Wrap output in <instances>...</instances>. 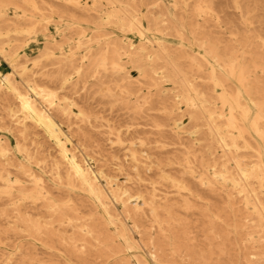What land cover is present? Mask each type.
Returning a JSON list of instances; mask_svg holds the SVG:
<instances>
[{"label": "bare ground", "instance_id": "6f19581e", "mask_svg": "<svg viewBox=\"0 0 264 264\" xmlns=\"http://www.w3.org/2000/svg\"><path fill=\"white\" fill-rule=\"evenodd\" d=\"M158 1L149 4L147 0H94L95 7H103L104 3L109 7L95 10L101 13V21L93 23L97 26L96 32L100 33L103 25H112L120 31L116 38L105 35L102 40L97 35L90 40L79 39L68 52L52 38L43 47L37 42L32 49H39V60L58 59L64 62L62 72L48 75L50 80H60L64 86L74 84L77 87L80 83L85 91L93 89L95 97L101 96L111 106H118L120 111L125 112L124 116L132 122L131 126L141 125L138 123L144 118L141 116L158 107L168 111L167 103L172 102L169 125L173 128L170 132L174 145L184 147L183 157L158 159L154 171H151V167L141 169L145 155H140L135 148L126 155L129 157L127 161H120L112 153L118 162V172L126 177L125 182L97 171L88 158L77 157L73 148L79 143L74 145L71 134L56 121V114L68 116L73 113L72 104L67 99H58L46 88L24 81L22 76L28 68L20 63V53L0 44V56L13 70L6 77L0 72V96L4 100L13 98L19 101L24 114L32 121L29 125L16 120L11 122V126H15L22 136L38 137L43 134L52 140L66 167L67 182L59 168L51 187L34 177L31 189L18 178L11 180L12 183L7 180L8 184L0 189V200L7 198L15 211V217L8 216L6 224L22 229L33 238H44L43 247L47 250L54 249L50 243L53 238L65 244L67 232L46 230L41 222L42 209L47 207L54 211L61 220L70 219V215L63 210L78 212L84 198L107 217L105 228L117 226L118 238L130 249L134 248L133 238L130 237L133 229L142 235V240L144 236L153 235L142 231L147 217L152 227L159 229L158 239L167 242L174 259H181L186 253L190 262L199 260L209 264L214 259L212 257L218 254L217 264H226L232 262L230 250L222 248L220 243L228 242L231 246L234 240L264 245V43L261 51L254 45V41L262 39V36L249 34L242 41L238 40L239 46L223 47L211 28L177 19L170 7ZM71 2L83 12L92 10L81 0ZM213 4L211 0H197L193 8L195 18L215 15ZM235 6L244 15L241 4L236 2ZM10 7H14L15 15H20L18 10L22 8L18 3L0 1V37L5 36L2 27L13 22L9 20ZM173 9L188 12L191 8L185 0H174ZM23 14L28 17L25 12ZM144 20L149 22L148 26ZM249 20H245L246 26L252 25L247 23ZM30 22L28 32L34 33L35 19L31 17ZM166 22L171 26L168 29L178 38L179 52L172 51L167 41L159 36L165 35L161 24ZM188 28L194 31L191 33L195 34L193 40L188 38ZM128 33L137 34L139 44H135L127 36ZM231 36H237V33H231ZM194 44L198 48L197 57L190 55L196 52L190 47ZM56 48L61 50L59 57ZM183 59L189 61L188 67L182 64ZM68 61L73 63L72 73L69 74L65 71L68 67L65 62ZM192 72L196 74H190ZM14 76L21 77V82ZM41 101L49 103L50 108L42 105ZM180 105L186 107L182 114L179 113ZM79 115L85 117L83 111ZM152 125L159 133H164L167 127L157 121H153ZM35 126L39 129L35 130ZM134 134L140 132L135 130ZM77 135L84 139L88 136L83 130L77 131ZM100 135L105 134L100 132ZM184 138H189L192 144L186 145ZM107 141L111 139L107 138ZM126 142L118 136L119 152L127 149ZM71 143L70 149L68 144ZM142 144L147 146L145 141ZM10 147L7 140L0 137V150L5 152ZM145 158L151 159L147 155ZM154 177L166 181L168 191L158 194L157 188L153 187L149 192L146 183ZM74 179L84 194L75 191L77 185ZM202 191H207L210 197L201 196ZM26 200H31V203L26 204ZM119 211L132 221L133 227L116 219ZM183 213L185 217H181ZM196 215L202 219L194 220ZM97 219L91 220L97 222ZM194 223L209 227L204 232L212 244L209 249L211 257L194 249V230L198 228ZM94 226H90L87 234L99 246L113 256L123 252L115 248V240L111 236L104 231L97 232ZM148 240L159 253L154 258L168 263L162 255L161 241L157 242L152 237ZM214 240L219 244L216 248ZM78 241V238H71V243ZM29 244L37 246L34 242ZM16 250L26 254L21 264H41L46 260L32 246L16 247Z\"/></svg>", "mask_w": 264, "mask_h": 264}, {"label": "rangeland", "instance_id": "374dc122", "mask_svg": "<svg viewBox=\"0 0 264 264\" xmlns=\"http://www.w3.org/2000/svg\"><path fill=\"white\" fill-rule=\"evenodd\" d=\"M0 1H11L18 3L22 8L18 10L20 15H15L14 7L9 8L10 17L9 20L16 25H4L2 27L5 36L0 37V44H3L8 50H18L20 53V63L25 64L28 70L22 76L24 81L30 82L33 86L46 88L52 91L58 96V99H67L69 104H72V112L68 116H62L56 114V121L61 124L70 133L72 143L78 144L73 148V152L79 159L88 158L93 163L94 169L99 172H104L114 179L126 181V177L121 175L118 171L117 159L113 158V154L120 161H127L129 157L126 155L131 154V149L135 148L140 152V155L150 156L151 159L142 157L143 164L141 169L151 167V171L155 169V163L158 159H178L183 157L184 147L181 145L175 146L173 136H171L170 130L173 128L169 125L170 114L169 111L173 108L171 101L167 103V108L162 109L158 107L153 112L143 114L139 119V126H131V121L124 115L125 112L119 110L118 106H111L105 98L101 96H94L92 92L85 91L80 83L75 87L74 84L64 86L60 80L52 81L48 77L49 74H58L62 72L61 66L64 64L62 60H39L41 56L39 49L32 50L33 47L39 42L41 47L45 43L52 40H56L60 46L63 47L64 51L68 52L70 49L75 47V43L79 39L90 40L93 37L99 35L102 40L105 39V35L110 38H116L120 31L114 28L112 25H103L101 32L98 31L97 26L93 23L101 21V13H96L95 10L100 8L106 9L107 3H104L103 7H95L94 0H81L83 5L88 4L92 9L89 13L81 11L71 0H0ZM148 3H153L154 0H147ZM150 1V2H149ZM180 1V0H179ZM215 4V15H209L203 17H196L193 13V8L197 0H185V4L190 5L188 12L180 9H173L174 0H159L158 3L164 6L170 7L172 13L175 14L177 19L185 23L193 22L194 25L201 24L202 26H208L212 32L215 33V37L221 40V45L226 46H239L238 40H243L244 36L249 34L261 35L262 39H256L254 45L259 51L262 50L264 43V0H211ZM239 2L243 7L244 15L235 6V3ZM247 7L249 10H247ZM111 9V8H110ZM28 17L24 16V13ZM65 14V15H63ZM76 17L73 19L72 17ZM19 19H18V18ZM35 19L36 32H28L31 27L30 18ZM219 17V19H218ZM247 23H252L251 26H246V19H249ZM144 24L148 26L149 22L144 20ZM165 35L159 34L167 41V46L172 51L179 52L178 38L174 35L171 27L167 22L161 24ZM17 29V30H16ZM16 30V31H15ZM61 30L63 31L61 33ZM10 31V33H8ZM168 32V33H167ZM192 29L188 28V38L193 40L195 34ZM169 34V35H166ZM231 33H237V36H231ZM8 34V36H6ZM46 36V37H45ZM86 36V37H85ZM127 36L133 40L135 44H139L140 38L137 34L128 33ZM236 37V38H235ZM197 38V36H196ZM199 38V37H198ZM53 40V41H54ZM238 41V42H237ZM193 47L191 57H197L198 51L196 45H190ZM41 49V48H40ZM56 54L60 56L61 50L56 48ZM85 54V53H84ZM75 62V61H73ZM68 67L66 72L72 73L71 65L72 61L65 62ZM182 64L185 67L189 66V61L183 59ZM75 65H77L75 63ZM189 69V68H188ZM0 72L3 76H8L13 73L12 68L8 63L0 56ZM190 74H196L192 72ZM19 82L21 77L14 76ZM23 92H26L24 87H21ZM96 98V99H95ZM56 99L57 103L59 100ZM42 105L49 107V103L41 101ZM39 104V102H37ZM12 105V106H11ZM40 105V104H39ZM40 105V106H42ZM181 110L179 113H183L186 109L185 105H180ZM13 110V111H11ZM83 111L85 117H81L79 113ZM19 120L20 122L32 125L31 118L27 117L20 107V102L15 101L13 98L4 100L0 96V137L3 140H7L11 146L6 149L5 152L0 150V189H4L7 180L11 183V180L16 178L22 180L27 188H33V180L36 177L38 180L45 181L49 187L52 186L53 180H56L57 173L60 171L66 180V167L61 162V158L58 154V149L55 148L54 143L43 134L35 136H22L15 126H11L12 121ZM153 121L163 122L167 125L164 133H159L152 123ZM35 130L39 128L35 126ZM83 130L87 133V138L84 139L82 136L77 135V131ZM112 130V134H110ZM138 130L140 134L135 135L134 131ZM104 133L105 135H100ZM131 137H128L130 136ZM135 135V136H134ZM118 136H122L127 142V149L122 153L117 150L119 145L116 143ZM163 136L164 138H161ZM110 138L111 141H107ZM132 143H130V140ZM145 141L147 146H144L142 142ZM113 142V144H112ZM183 142L186 145L192 144L189 138H184ZM71 144H68L71 149ZM165 145V147H162ZM175 150V151H173ZM171 154H167V153ZM124 153V154H123ZM29 155V157L27 156ZM58 157V158H54ZM170 157V158H168ZM178 165V164H176ZM178 168V166H176ZM135 175L134 172H132ZM145 175V174H144ZM77 185L76 192H81L80 184L74 179ZM120 182V181H119ZM116 182H113V184ZM147 190L150 192L153 187H156L158 194H163L164 191H168V183L163 179L154 177L151 181L146 183ZM172 190V189H171ZM84 194V192H81ZM201 196L210 197L207 191H202ZM7 198L0 200V264H21L22 258L25 254L16 250V247H29L35 248L38 253L46 258L45 262L41 264H203L199 260L190 262L187 259L186 253H183V258L174 259L171 248L166 244L167 242L158 239L159 229L152 227L149 223V217L144 222L145 229L142 230L146 233H151L153 239L161 244L162 255L168 263L160 262L154 258L155 254L159 253L155 251V247L151 245L152 241H149V236L138 234L136 230L131 231L132 243L134 248H127L124 241L118 238V229L116 225H110L105 228L107 217L98 209L93 203L87 198L82 199L83 205L79 206V210L74 213L69 210H63L64 213L70 215V219L61 220L57 213L51 211L47 207L42 209L43 218L42 226L46 230H50L53 233L66 231L65 244L61 243L57 238H53L50 243L54 247L52 250H47L43 247L44 238L36 239L31 237L27 232L22 231L20 228H13L6 224L8 216L11 218L15 217V211L12 206L9 205ZM31 200H26L25 203H31ZM100 217V218H99ZM181 217H185V214H181ZM98 218L97 222H92L91 219ZM116 219L122 223L133 227L132 221L127 218L126 215L117 213ZM194 220H201L202 217L196 215ZM198 228L194 230V249L200 252H206L208 256L209 249L211 247L210 240L205 235L204 230L209 229L207 226H203L201 223H194ZM95 225L93 229L97 232H103L111 236L114 240V246L117 249H122L123 252L119 255H110L105 249L97 244V242L87 234L90 230V226ZM12 227V228H11ZM225 230V229H224ZM86 232V233H85ZM226 232V230H225ZM71 238H78L79 241L71 243ZM211 238V237H210ZM85 239V240H83ZM212 239V238H211ZM83 240V241H82ZM34 242L37 246H33L29 243ZM164 242V243H162ZM230 243H220L222 248L230 250V258L232 262H226V264H264L263 252L264 245L259 243H247L237 241ZM213 245L216 248L219 244L214 240ZM226 246V247H225ZM158 249L159 247L156 246ZM58 249V251H57ZM153 253V256H152ZM211 257V256H210ZM219 255H214V258L209 264H217ZM122 260H121V259ZM52 259L55 262H49ZM48 260V261H47ZM121 260V261H119Z\"/></svg>", "mask_w": 264, "mask_h": 264}]
</instances>
